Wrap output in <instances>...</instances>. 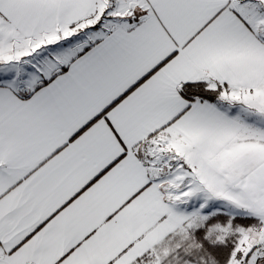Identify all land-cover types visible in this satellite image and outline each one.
Returning a JSON list of instances; mask_svg holds the SVG:
<instances>
[{
    "label": "snow or ice",
    "instance_id": "6c2138e0",
    "mask_svg": "<svg viewBox=\"0 0 264 264\" xmlns=\"http://www.w3.org/2000/svg\"><path fill=\"white\" fill-rule=\"evenodd\" d=\"M0 264H264V0H0Z\"/></svg>",
    "mask_w": 264,
    "mask_h": 264
}]
</instances>
